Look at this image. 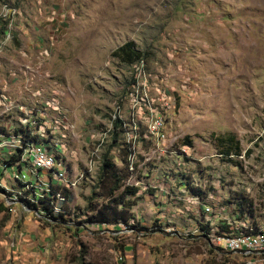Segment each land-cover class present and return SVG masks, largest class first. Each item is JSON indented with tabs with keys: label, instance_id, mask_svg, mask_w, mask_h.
Masks as SVG:
<instances>
[{
	"label": "rangeland",
	"instance_id": "1",
	"mask_svg": "<svg viewBox=\"0 0 264 264\" xmlns=\"http://www.w3.org/2000/svg\"><path fill=\"white\" fill-rule=\"evenodd\" d=\"M21 117L65 146V199L1 176L0 264H264L219 240L264 225V0H0V128ZM111 201L128 223H92Z\"/></svg>",
	"mask_w": 264,
	"mask_h": 264
},
{
	"label": "built area",
	"instance_id": "2",
	"mask_svg": "<svg viewBox=\"0 0 264 264\" xmlns=\"http://www.w3.org/2000/svg\"><path fill=\"white\" fill-rule=\"evenodd\" d=\"M53 135H55V131H45L43 126L38 125V121L26 117H21L16 127L0 128V151L5 154V158L0 160V177L4 174L12 176L16 182L24 186L23 190L30 188L29 194L33 196L32 198L31 195L24 193L26 190H22L16 195H11V200L20 198L27 205L38 203L39 197H36L35 187L41 181H44V185L48 186L45 189L46 195H48L52 191V181L50 176L45 181L43 173L53 175L54 180L64 181L68 174L67 167L63 165L65 146L52 145ZM12 159L15 160L11 165L6 164V161H12ZM9 169L14 172L11 174ZM71 184L67 182L65 186L70 188ZM33 190L34 192H32ZM56 197L61 200L65 199L59 191L56 193ZM244 231L235 237L221 236L219 240L224 241V244L232 250L246 254H263L264 225L259 228H247Z\"/></svg>",
	"mask_w": 264,
	"mask_h": 264
},
{
	"label": "trees",
	"instance_id": "3",
	"mask_svg": "<svg viewBox=\"0 0 264 264\" xmlns=\"http://www.w3.org/2000/svg\"><path fill=\"white\" fill-rule=\"evenodd\" d=\"M113 56L118 58L121 62L127 65H134L136 63H141L147 60V57L144 53H142L133 42H126L117 50L114 51ZM214 140L216 145L220 147V152L226 157L231 156H239L242 152L239 142H235L234 136H215ZM228 143H232L228 145ZM233 143L234 146H233ZM12 161H6V164L11 165ZM103 185L105 187H110L111 190L115 189L117 186V182L121 180V176L123 174V170L116 167L114 163H112L109 159L106 158L103 164ZM59 191V187L57 189H53L48 195H45L43 198H39V202L43 204V211L47 215L54 216L55 210V197L56 193ZM34 192V190L32 191ZM67 198V195L65 193ZM104 208L93 209V222L98 226L102 225H115L118 226L122 221L128 223V217L126 216L127 209L122 203H113L112 201L107 203V205H103ZM66 209L64 207L60 210V215H63Z\"/></svg>",
	"mask_w": 264,
	"mask_h": 264
}]
</instances>
